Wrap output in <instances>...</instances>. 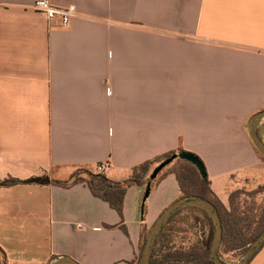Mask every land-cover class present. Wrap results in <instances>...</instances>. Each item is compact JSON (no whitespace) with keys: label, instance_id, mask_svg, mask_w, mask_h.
<instances>
[{"label":"crops","instance_id":"1","mask_svg":"<svg viewBox=\"0 0 264 264\" xmlns=\"http://www.w3.org/2000/svg\"><path fill=\"white\" fill-rule=\"evenodd\" d=\"M35 1L0 0V181H24L0 188V261L130 264L183 199L173 173L145 202L147 186H132L127 235L85 183L54 182L79 169L119 181L182 149L226 206L264 185L249 133L264 111V0H52L76 7L68 27ZM249 264H264V246Z\"/></svg>","mask_w":264,"mask_h":264},{"label":"trees","instance_id":"2","mask_svg":"<svg viewBox=\"0 0 264 264\" xmlns=\"http://www.w3.org/2000/svg\"><path fill=\"white\" fill-rule=\"evenodd\" d=\"M263 126L264 124L259 129V133L264 141L262 135ZM183 151L185 150L181 149L178 153ZM173 154H176V151H172L134 167L131 175L124 180H112L104 172H97L91 169H79L73 173L70 180L54 182L64 187H70L77 183H85L95 197L107 202L111 208L119 213L121 217L119 226L128 235L127 228L124 225V204L128 189L132 186H147L148 183L158 182L167 174L173 173L179 182L182 193L181 198L206 199L215 206V209L219 213L223 227V236L219 248L220 258L226 262L223 258L224 255H236L238 258L242 257L264 231V185L257 187L251 192H246L243 189L232 191L230 193L229 205L226 206L214 193L209 176L203 178L196 166L180 158L175 159L163 169L156 179L151 180L150 175L154 168ZM259 154L264 161V156L260 152ZM82 172L86 173V177L80 175ZM20 183H24V181L9 178L0 181V188L14 186ZM244 197L245 199H243ZM188 209H196L204 213L209 221V231L206 236L201 237L195 243L188 246L176 247L171 237L165 233V229L178 214ZM149 231L150 229H144L140 252L135 261H132L130 264L140 263ZM215 233L216 224L209 212L193 206L183 208L176 212L163 226L162 231L157 237L150 264H215L211 253ZM0 253L1 255L4 254L1 247ZM0 264H6V262L0 261Z\"/></svg>","mask_w":264,"mask_h":264},{"label":"water","instance_id":"3","mask_svg":"<svg viewBox=\"0 0 264 264\" xmlns=\"http://www.w3.org/2000/svg\"><path fill=\"white\" fill-rule=\"evenodd\" d=\"M264 120V111H260L256 113L250 121L249 124V133L252 139L253 144L255 145L256 149L264 156V141L260 136L259 127L261 122ZM180 158L192 163L194 166L197 167L201 176L203 178H207L208 173L205 166L204 161L195 153L190 151H183L181 153L173 154L171 157L165 159L161 163H159L154 170L152 171L150 178L154 180L158 177V175L170 165L175 159ZM152 189V183H148L144 195V202L149 197ZM198 207L206 210L212 216L213 220L216 224V233L212 244L211 253L213 256V260L215 264H227L224 262L219 256V248L222 241L223 236V227L222 222L219 216V213L215 209V206L206 199H181L176 201L175 203L171 204L167 207L156 220L154 225L151 227L147 241L145 243L144 250L142 252L140 263L139 264H150V259L153 253V249L157 240L159 233L162 231L163 226L166 222L170 220V218L179 210L186 208V207ZM264 245V231L259 235V237L253 242V244L248 248L242 259L233 263V264H248L249 261L255 256V254L263 247ZM54 264H80L74 259L70 257H61L57 259Z\"/></svg>","mask_w":264,"mask_h":264},{"label":"rangeland","instance_id":"4","mask_svg":"<svg viewBox=\"0 0 264 264\" xmlns=\"http://www.w3.org/2000/svg\"><path fill=\"white\" fill-rule=\"evenodd\" d=\"M262 135L264 137V126L262 129ZM83 177H86V173L82 172L80 174ZM246 192H251L252 190L249 188H242ZM255 190V189H253ZM245 199V197L243 198ZM165 233H167L176 247L183 246L182 242H185V239L188 237L192 238V243L200 240L201 237L206 236L209 231V221L207 220L204 213L200 210L196 209H188L183 210L180 214H178L171 223L166 227ZM188 246V245H184ZM244 256V255H243ZM242 256V257H243ZM1 257V253H0ZM242 257L238 258V256L228 255L223 256L224 260L227 264H233Z\"/></svg>","mask_w":264,"mask_h":264},{"label":"built area","instance_id":"5","mask_svg":"<svg viewBox=\"0 0 264 264\" xmlns=\"http://www.w3.org/2000/svg\"><path fill=\"white\" fill-rule=\"evenodd\" d=\"M33 8L45 12L50 20L59 19L62 27L70 26L72 21L78 16L74 5L60 7L55 5L52 0H36Z\"/></svg>","mask_w":264,"mask_h":264}]
</instances>
